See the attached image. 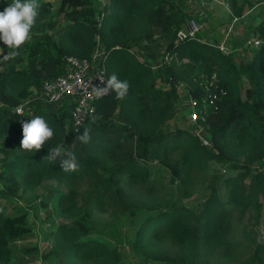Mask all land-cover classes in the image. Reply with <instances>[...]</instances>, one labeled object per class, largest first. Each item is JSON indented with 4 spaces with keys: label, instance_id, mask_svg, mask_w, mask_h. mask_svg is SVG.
<instances>
[{
    "label": "trees",
    "instance_id": "obj_1",
    "mask_svg": "<svg viewBox=\"0 0 264 264\" xmlns=\"http://www.w3.org/2000/svg\"><path fill=\"white\" fill-rule=\"evenodd\" d=\"M187 1L38 0L31 40L15 60L0 63V264H13L14 251L19 264H123V243L135 264H264V18L248 17L264 0H229L233 30L247 29L240 51L226 35L228 54L215 45L231 18L209 21L202 0L195 12ZM11 2L0 0V12ZM191 17L203 28L176 42ZM249 35L259 37L258 46L245 44ZM0 49L2 59L9 49L2 41ZM95 49L106 79L115 73L131 87L123 101L115 93L101 99L100 119L89 117L72 133L65 101L45 109L28 98L63 72L65 57L88 58ZM207 93L216 94L211 104ZM181 99L194 102L208 146L188 128L166 125ZM37 115L55 135L33 154L20 147L21 122ZM88 127L91 142L82 144ZM60 144L75 153L78 171L65 173L59 158H44ZM209 162L223 165L224 176L217 184L213 173L203 199L184 203L191 171L211 169ZM40 212L47 250L16 245L31 236L28 213L33 221Z\"/></svg>",
    "mask_w": 264,
    "mask_h": 264
},
{
    "label": "clouds",
    "instance_id": "obj_2",
    "mask_svg": "<svg viewBox=\"0 0 264 264\" xmlns=\"http://www.w3.org/2000/svg\"><path fill=\"white\" fill-rule=\"evenodd\" d=\"M41 5L38 0H12L2 12H0V41L9 49L6 55L0 59V63L15 60L21 55V47L32 38V29L35 27L40 16ZM3 50L0 49V53ZM131 85L127 80H120L113 73L106 81L101 77L99 84L91 85V95L99 100L115 93L117 100L123 101ZM24 106L16 108L18 114L23 113ZM91 123L95 124L100 117L95 115V109H90ZM22 140L20 147L22 150L35 154L42 150L55 135L43 116L37 115L32 119L21 122ZM91 128H85L84 132L78 136L82 144L91 142ZM49 164L55 163L59 158L60 168L65 173L76 172L79 164L74 152L67 150L63 144L57 145L48 150L44 157Z\"/></svg>",
    "mask_w": 264,
    "mask_h": 264
},
{
    "label": "built area",
    "instance_id": "obj_3",
    "mask_svg": "<svg viewBox=\"0 0 264 264\" xmlns=\"http://www.w3.org/2000/svg\"><path fill=\"white\" fill-rule=\"evenodd\" d=\"M216 0H202V3H209ZM227 2V0H224ZM229 5V0H228ZM202 14L198 12L197 16L200 17ZM237 17L232 15L226 27V31L223 37L220 39L216 48L224 54H228L230 49L226 46V35L233 28ZM203 25L198 21L197 18L191 17L186 21L183 28L178 29L175 32V41L183 42L188 39H194L196 34L201 31ZM228 31V32H227ZM260 40L257 38H249L245 44L251 46H258ZM98 44V43H97ZM234 50L239 51L238 48ZM101 51L95 49L88 58H77L75 56H67L64 58V70L61 74L50 78L44 79L40 82V85L36 90L33 91V95L30 96L29 100H35L40 102L42 105L53 107L54 104L66 102L69 110V129L72 133H77L82 124L90 117L89 110L95 109L96 104L101 100L95 99L91 93V85L99 84V78H103L105 81V71L101 62ZM164 60L165 59L164 57ZM214 79V75H212ZM212 81L209 82V85ZM215 93H207L208 104H211L215 98ZM104 98V97H103ZM102 98V99H103ZM191 102V107L187 110V120L197 127L198 119H201L200 115L194 109V102ZM26 100L22 101L17 107L25 105ZM59 106V105H58ZM16 107V108H17ZM15 108V112H16ZM17 113V112H16ZM200 141H203V136L197 135ZM203 137V138H201ZM205 139V138H204ZM207 144L209 142L205 139ZM202 143V142H201Z\"/></svg>",
    "mask_w": 264,
    "mask_h": 264
},
{
    "label": "rangeland",
    "instance_id": "obj_4",
    "mask_svg": "<svg viewBox=\"0 0 264 264\" xmlns=\"http://www.w3.org/2000/svg\"><path fill=\"white\" fill-rule=\"evenodd\" d=\"M51 4H55V2H51ZM187 4H188L191 12H195L196 10L201 9V7H200L201 5L199 4V0H188ZM205 8H207V9L205 10ZM203 10L207 11V13L210 14V19L208 18L209 21L216 22V19H217L218 22H225L227 20L228 16H229V18L232 19V13L230 12L228 0H227V2H225L224 0H216V1L209 2V4L205 3V5L202 7V11ZM253 16H257L256 17L257 20H259L260 18H264V3H258V4H255L253 6V8L250 10V14L248 15V17H253ZM245 24L246 23H243L242 25L237 24L235 26L236 29L233 30V28H232L231 31L229 32V33H232L231 35L233 36V39L235 40V42H233V43H235L237 45L234 48H238L239 51L241 50V47L243 46V41L240 42V34H241V32H245L247 29ZM207 25H209V24L206 22L204 24V27ZM251 37H253V36L249 35L246 38V41ZM254 38H257L258 40H260L258 36H256V37L254 36ZM165 59H169V57L165 56ZM242 83L244 86L247 85V82L244 78H242ZM58 105H60V103L54 104L53 107L45 106V105L43 107L45 109H49V108H55L56 109L59 107ZM190 107H191V102L188 99L187 100L181 99V101H179L177 104H175L174 114H176V115H174L171 119L167 120V122H166V125L168 126L169 130L173 131L176 128L181 129V130L183 128H185V129L188 128L194 134L200 135L199 132H201V130H202L201 126H199V124L197 123V127L194 126V128H193L191 123L187 120V116H188L187 110ZM201 138H203V137H201ZM204 138H203V141H201L202 142L201 144H205V143L207 144V142L205 141L206 138L205 139ZM206 140L208 141V139H206ZM205 146H208V145H205ZM153 163H155V161H153ZM208 164L211 167V169L210 168L209 169H203V170L193 169L191 171L190 183H189L188 187L186 188V191H188L190 194H189V196H187V198L183 199L184 203L187 204V202H188L189 204H195L199 200L203 199L201 197V194L206 193V190L204 188L207 184V178H210V176H212L213 173H215L217 176H220L216 180L217 184H218V180L224 176L223 174H225L226 169L224 168L223 165L216 163V162H209ZM214 184H215V181H214ZM217 184H215V185H217ZM132 189L143 190L144 187H143V184H141V185H138ZM35 192L39 193L40 188L35 187ZM158 194H160V190H158ZM219 194L220 195L224 194V192L220 191ZM27 217H28V222L30 223L31 236L27 239L16 240L15 244L20 245V246L21 245L22 246H36L38 248V250L46 251L48 246H49V243L44 239L45 235L47 233V231L45 230V226H46L45 224L46 223L40 224V221H42V219H41L42 213L40 212L39 217H37L33 221L31 220L32 217L30 216V213H28ZM105 217H106L105 213L100 214L99 221H98V227H102L103 222L106 220ZM258 229H259V233H258L259 237L264 240V230L260 227H258ZM123 231H124V226H122V228H121V232H123ZM128 231H129V229H128ZM119 251L124 256L123 264H135L134 260H132L133 257L131 256V252H130L129 248L125 245V243L119 245ZM14 254L12 255V262H13V264H19L20 258H21L20 256L17 255L19 253L14 251ZM35 264H53V262H51L49 259L48 260H38V261H36Z\"/></svg>",
    "mask_w": 264,
    "mask_h": 264
}]
</instances>
